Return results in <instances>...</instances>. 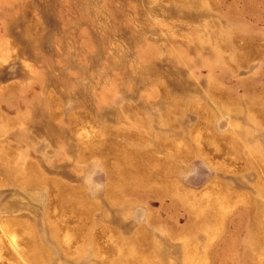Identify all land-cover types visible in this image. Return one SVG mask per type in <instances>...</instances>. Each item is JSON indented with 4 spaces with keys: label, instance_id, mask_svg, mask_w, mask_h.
<instances>
[{
    "label": "rangeland",
    "instance_id": "1",
    "mask_svg": "<svg viewBox=\"0 0 264 264\" xmlns=\"http://www.w3.org/2000/svg\"><path fill=\"white\" fill-rule=\"evenodd\" d=\"M0 264H264V0H0Z\"/></svg>",
    "mask_w": 264,
    "mask_h": 264
}]
</instances>
